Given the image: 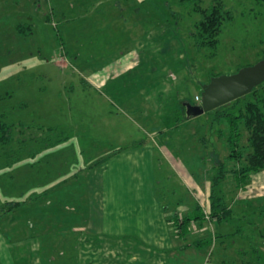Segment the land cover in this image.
<instances>
[{
  "label": "rangeland",
  "instance_id": "obj_1",
  "mask_svg": "<svg viewBox=\"0 0 264 264\" xmlns=\"http://www.w3.org/2000/svg\"><path fill=\"white\" fill-rule=\"evenodd\" d=\"M103 1L0 0V117L11 138L0 143V205L41 193L0 221V264H129L125 244L161 215L178 245L169 218L194 199L207 206L215 158L240 165L226 160L227 125H211L209 112L186 119L184 102H200L199 83L264 57V0H222L234 18L212 49H196L199 14L178 0H122L123 14ZM18 23L33 33L20 35ZM139 29L146 43L129 55ZM221 189L245 215L230 229L261 224L264 235V220L246 215L264 205V171L243 187L228 174ZM154 204L164 208L146 215ZM205 219L187 240L211 233L215 220ZM214 245L212 255L236 256Z\"/></svg>",
  "mask_w": 264,
  "mask_h": 264
},
{
  "label": "trees",
  "instance_id": "obj_2",
  "mask_svg": "<svg viewBox=\"0 0 264 264\" xmlns=\"http://www.w3.org/2000/svg\"><path fill=\"white\" fill-rule=\"evenodd\" d=\"M94 1L105 2L106 4V1L103 0ZM176 2L181 5L190 6V8L197 11L199 14V19L194 25V30L191 32V37L196 49H212L217 46L224 24L232 21L234 18L233 13L230 9L225 7L226 5L222 0H212V2L206 7L201 6V0H178L174 3ZM116 7L117 10H120V14L125 12L122 8L124 7L122 0H117ZM107 10L106 12H108ZM48 18L49 17H47V19ZM15 29L20 35L25 37L33 33V28L28 23H18L15 25ZM261 59H264V57ZM239 69L240 68L236 69L234 72ZM199 86L201 92L202 83H199ZM229 104L231 105L230 107L227 106L228 108L226 107L228 103H226L218 108L207 111L212 118L211 125L216 126L222 122L227 125L228 133L226 141L229 147V155H227L226 160L240 164L238 168L227 170L225 160L215 158V161L210 168L211 177L208 191V216L219 223L221 221H226L227 219H232L235 215L232 206L228 203L227 198L221 189V184L227 179V175L231 174L234 177L237 186L243 187L248 182L251 173L264 171V82L254 87L251 92L229 102ZM9 125L10 124L0 117V143L2 144L8 143L11 139ZM20 125L25 124L20 122ZM241 127H244L247 132V153H244V150L240 146V140L242 134H244L241 132ZM56 129V126H50L47 128L50 133H53ZM202 141L204 142V140ZM214 153L217 154L215 151ZM40 196V191H36V193L32 192L29 194L26 200L5 201L0 205V221L10 213L36 201ZM255 211L256 212H247L249 214L246 215L256 213L260 215V217H264V209ZM243 216L245 215H240L241 219ZM205 218L201 206L196 202L195 208L190 214L181 216L176 213L170 217V221H172L175 228H177L178 236L181 239H184L190 233L191 222L202 224L206 220ZM241 228L239 227V229H236L234 232L242 233L243 230ZM251 229H253V226H250L249 229V232L252 234ZM210 241L211 240L206 237L198 238L181 246L179 249L183 251L189 247H193L200 250L208 246ZM252 250L254 253H258L255 246ZM37 254H39L38 251ZM32 256L33 255L31 254L30 258ZM241 264H264V258L258 259L255 263L243 262Z\"/></svg>",
  "mask_w": 264,
  "mask_h": 264
},
{
  "label": "crops",
  "instance_id": "obj_3",
  "mask_svg": "<svg viewBox=\"0 0 264 264\" xmlns=\"http://www.w3.org/2000/svg\"><path fill=\"white\" fill-rule=\"evenodd\" d=\"M133 34H134L133 35L134 40H132L131 38L130 39L131 41H136L137 43L135 44V46L130 47V49H128L129 51L127 50L129 55H131L134 49H138L141 43L143 44V42H145L146 37L148 36L147 35L148 31L146 30L142 31V29H139V31L137 30ZM151 34H154V33H151ZM135 63L136 61H133V63H130L127 68H129L130 66H133V64ZM139 63L140 61L138 62V64ZM191 118H188V119H191ZM191 174L192 172L189 171L188 176H190ZM99 195H100V192L98 191L97 197H99ZM181 201L182 199H179V203ZM196 202L199 203L203 212L208 213V196H207V206H203L200 201H198L197 199H194L193 208L190 211H188L185 215L190 214L194 210ZM160 208H164V207H161L159 204H156V205L154 204V207H152V210H148L147 208H144V209H147V211H145V214L146 215H157L159 214ZM260 209H264V205L258 208H254V209H246V212L248 210H253L254 212H256L255 210H260ZM232 210L235 213L232 219H227L226 221H221L220 223L215 221L214 229H212L211 233L208 236H206L207 239L211 240L210 244L204 247L202 250H199L193 247H189L183 251L179 249L181 246L187 244L188 242H192L198 238L193 239V240L192 239L187 240L186 238L181 239L178 236L177 228H175L172 221H169L170 222L169 224H171L174 229V231H172V235L174 238L176 237V241L178 243V245L176 244L172 245L170 241L167 239V237L165 236L164 229H166V227H165L164 219H163L164 215H161V222H159L158 218L157 219L152 218L149 220V222L140 224L138 225V228L135 229L137 230L136 232L138 234L137 235L138 238L133 239V240L130 239L125 244L127 248L126 252L128 253L126 261L129 264H236V261H238V258H241L239 264L243 262L255 263L258 259L264 258V240H261L262 238H264V235H262V233L260 232L262 225L258 224L260 228H257V227L255 229L253 228L254 233L252 232V234H247L245 232L235 233L234 231L236 229H239V227L241 228V224L236 223V228L233 230L230 229V224L232 222H235L236 220L242 221L243 218L241 219L240 215L242 216L243 213H241L242 211H239V210L237 211V209L233 206H232ZM140 214L143 215L144 212H141ZM178 214L181 216H185V215H182V213L180 212H178ZM236 216L237 218H235ZM258 219L260 220L258 221V223H260L262 222L261 220H264V217H259ZM195 223H198V222H191V229H192V225H194ZM200 224L201 223H199V225ZM254 225L256 226L255 223L253 224V227ZM191 229H190V233L192 231ZM199 238H203V237H199ZM180 241H182L183 243L180 244ZM215 243L216 244L219 243L223 252L224 251L227 252L230 249L232 250L235 249L236 256H235V252L233 256L228 255V254L223 255V253H221L220 255H212V252L216 248V246L214 245ZM254 246L257 248L258 253H254V251L252 250ZM208 247L210 248L209 254L208 256H205L202 253V251ZM181 253H184V254H181ZM197 254H202V256L201 255L198 256ZM38 256L40 257L39 254ZM34 262L40 263V258L39 259L36 258Z\"/></svg>",
  "mask_w": 264,
  "mask_h": 264
},
{
  "label": "water",
  "instance_id": "obj_4",
  "mask_svg": "<svg viewBox=\"0 0 264 264\" xmlns=\"http://www.w3.org/2000/svg\"><path fill=\"white\" fill-rule=\"evenodd\" d=\"M262 82H264V59L241 67L232 74L214 76L201 86L199 103L184 102L186 118L201 115L244 96Z\"/></svg>",
  "mask_w": 264,
  "mask_h": 264
},
{
  "label": "built area",
  "instance_id": "obj_5",
  "mask_svg": "<svg viewBox=\"0 0 264 264\" xmlns=\"http://www.w3.org/2000/svg\"><path fill=\"white\" fill-rule=\"evenodd\" d=\"M195 101L197 102H199L200 101V96H198V95H195ZM204 214H205V217L208 219L209 218V216H208V213L207 212H204Z\"/></svg>",
  "mask_w": 264,
  "mask_h": 264
}]
</instances>
